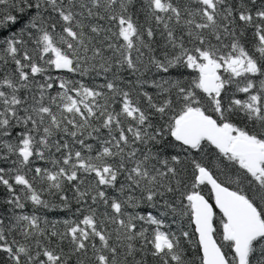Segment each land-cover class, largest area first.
I'll list each match as a JSON object with an SVG mask.
<instances>
[{
	"label": "snow or ice",
	"instance_id": "snow-or-ice-1",
	"mask_svg": "<svg viewBox=\"0 0 264 264\" xmlns=\"http://www.w3.org/2000/svg\"><path fill=\"white\" fill-rule=\"evenodd\" d=\"M134 6L0 0V264H264V0Z\"/></svg>",
	"mask_w": 264,
	"mask_h": 264
},
{
	"label": "trees",
	"instance_id": "trees-1",
	"mask_svg": "<svg viewBox=\"0 0 264 264\" xmlns=\"http://www.w3.org/2000/svg\"><path fill=\"white\" fill-rule=\"evenodd\" d=\"M140 2L141 0H135V6L130 9L131 11L137 13V16L134 18H138L140 23H143L144 21V16L143 13L140 11ZM103 23V22H101ZM20 25H17V28H19ZM157 41L160 42V37L157 36L156 37ZM106 55H112L111 52H107ZM144 59H147V57H144ZM181 73H183V75H181ZM122 76L125 78L126 81H134L135 80V76H133L130 72L128 71H124L122 72ZM155 76V78L159 79V76H157L155 74V70H153L151 73H146L145 74V78H151ZM189 76V73L184 70V69H178V70H172L171 72V77L172 79H187ZM86 82L88 83H92L93 80L92 78H87ZM95 82L100 83L102 82V78L97 77ZM150 91H154L153 89H149ZM37 163L41 166H44V162L43 161H37ZM7 199V193L6 190L3 189L2 187H0V215H4L7 213V206L5 204V201ZM75 206V205H74ZM33 211V207L31 204H28V206L25 209V212L31 214ZM138 211H141L142 213H145L147 211H155L153 209L148 208L146 205L143 206L141 209H139ZM38 215H42L43 218L56 223L57 228L62 229L63 224L62 221L65 219H69L72 218L71 214L65 211H60V210H45L43 212H37ZM171 219V218H170ZM178 223L177 224H173L172 228L175 231L178 227L183 226L185 229H187V223L186 221H179V218H177ZM0 256H3V253H0ZM149 259V264H153L151 257L148 258Z\"/></svg>",
	"mask_w": 264,
	"mask_h": 264
}]
</instances>
